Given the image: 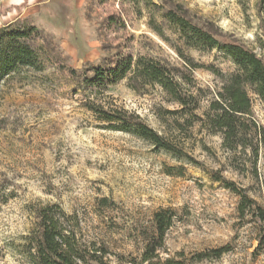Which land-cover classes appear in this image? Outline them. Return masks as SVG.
<instances>
[{"label": "rangeland", "instance_id": "374dc122", "mask_svg": "<svg viewBox=\"0 0 264 264\" xmlns=\"http://www.w3.org/2000/svg\"><path fill=\"white\" fill-rule=\"evenodd\" d=\"M17 1L0 0V12ZM257 1L40 0V7L0 15V29L37 27L28 43L47 55L41 72L20 68L0 79V264H31L24 238L44 203L78 216L81 238L106 249L101 264H264V150L255 159L249 149L227 150L197 119L219 86L214 70L233 71L231 60L217 49L183 48L201 66L192 71L202 89L192 114L158 86L134 91L123 80L98 91L86 84L90 66L118 53L181 66L174 47L182 45L163 6L179 5L193 23L261 53L264 11L259 17ZM111 14L124 25L109 26ZM253 98V115L264 126V107ZM87 100L139 115L179 151L105 128L84 107ZM165 208L175 211L173 223L144 262L153 214ZM222 246L228 251L219 258H196Z\"/></svg>", "mask_w": 264, "mask_h": 264}, {"label": "trees", "instance_id": "16d2710c", "mask_svg": "<svg viewBox=\"0 0 264 264\" xmlns=\"http://www.w3.org/2000/svg\"><path fill=\"white\" fill-rule=\"evenodd\" d=\"M136 1V0H129ZM257 13L261 17L264 0L257 1ZM162 17L173 26L174 33L181 43L175 46L181 66L161 61L146 55L134 57L131 53H118L109 63L92 65L88 68L92 76L86 84L98 91H104L123 80L134 91H144L147 87L158 86L180 107V112L192 114L199 108L202 89L195 85L192 71L201 66L194 64L185 49L199 51L217 49L223 52L234 65L233 71L222 73L214 70L219 77V86L208 101L206 109L198 122L208 132L220 134L222 146L230 151L249 149L257 158L260 149L264 150V126L254 117L252 104L255 97L264 107V40L257 38L261 53L237 40H223L218 34L205 26L193 23L179 5L163 6ZM262 36L264 22L260 18ZM109 26H123L118 14L107 17ZM6 24L0 29V79L12 71L28 68L41 72L44 68L46 52L42 46L32 47L28 41L39 34L32 25L22 27ZM76 74L75 70H70ZM84 107L98 119L104 121L105 128L130 133L154 146L171 152L179 151L172 142L146 124L137 114L123 108L106 107L93 100H87ZM175 125L184 123L192 126L186 118L183 124L177 120ZM226 187L232 184L225 182ZM34 224L24 238L23 253L31 264H101V256L106 253L103 247H95L81 238L80 220L75 213L65 212L59 204H39L34 210ZM175 211L160 209L153 214V236L145 246L142 261L149 262L164 241L166 231L171 227ZM228 251L222 246L198 253V260L219 258Z\"/></svg>", "mask_w": 264, "mask_h": 264}, {"label": "crops", "instance_id": "0c3cea01", "mask_svg": "<svg viewBox=\"0 0 264 264\" xmlns=\"http://www.w3.org/2000/svg\"><path fill=\"white\" fill-rule=\"evenodd\" d=\"M40 0H18L16 3L10 5V6H5L4 8H2V11L0 12V15L5 16V14H9V12L13 13L14 11L17 13L23 12L25 10H28L31 7L34 6H38L40 7V4L43 3L44 1H42L41 3L37 2ZM38 7V9H39Z\"/></svg>", "mask_w": 264, "mask_h": 264}]
</instances>
